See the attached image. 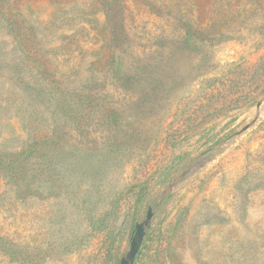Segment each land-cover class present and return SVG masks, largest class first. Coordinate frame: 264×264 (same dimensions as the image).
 Listing matches in <instances>:
<instances>
[{
    "label": "rangeland",
    "instance_id": "obj_1",
    "mask_svg": "<svg viewBox=\"0 0 264 264\" xmlns=\"http://www.w3.org/2000/svg\"><path fill=\"white\" fill-rule=\"evenodd\" d=\"M148 208L133 264H264V0H0V264H119Z\"/></svg>",
    "mask_w": 264,
    "mask_h": 264
},
{
    "label": "water",
    "instance_id": "obj_2",
    "mask_svg": "<svg viewBox=\"0 0 264 264\" xmlns=\"http://www.w3.org/2000/svg\"><path fill=\"white\" fill-rule=\"evenodd\" d=\"M246 129L247 127H245L243 130ZM151 218L152 212L151 209L148 208L146 211L145 219L142 222L135 224L134 232L129 244V249L127 253L120 259L119 264H133L143 240L145 229L148 227Z\"/></svg>",
    "mask_w": 264,
    "mask_h": 264
}]
</instances>
